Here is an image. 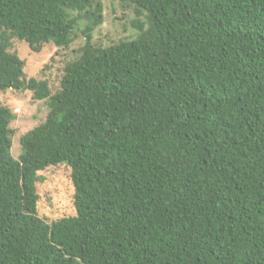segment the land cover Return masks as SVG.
Wrapping results in <instances>:
<instances>
[{
  "label": "trees",
  "instance_id": "1",
  "mask_svg": "<svg viewBox=\"0 0 264 264\" xmlns=\"http://www.w3.org/2000/svg\"><path fill=\"white\" fill-rule=\"evenodd\" d=\"M120 1L147 18L101 47L102 0H0V92L49 108L15 159L0 105V264H264V0ZM82 18L51 94L14 41L68 47ZM60 165L76 214L48 223L36 183Z\"/></svg>",
  "mask_w": 264,
  "mask_h": 264
},
{
  "label": "rangeland",
  "instance_id": "2",
  "mask_svg": "<svg viewBox=\"0 0 264 264\" xmlns=\"http://www.w3.org/2000/svg\"><path fill=\"white\" fill-rule=\"evenodd\" d=\"M103 23L92 33L95 46L108 47L122 40L135 38L138 31L133 29L131 21L137 18L136 9L120 0H102ZM72 16H77L73 13ZM147 13L142 12L140 20H146ZM88 20L82 18L72 34V43L68 47L57 48L48 45L40 52L32 51L25 42L14 41V48L26 63L29 77L45 80L51 94L60 90V82L67 64L76 61L85 45L84 31ZM30 91L8 90L0 92V105L9 108L15 118L10 125L12 132L11 153L18 159L22 153L21 139L28 132L45 122L49 108L47 100L38 101ZM41 181L36 183L39 195L38 215L48 223L76 214L73 198L74 187L71 171L66 165L51 167L40 172Z\"/></svg>",
  "mask_w": 264,
  "mask_h": 264
}]
</instances>
